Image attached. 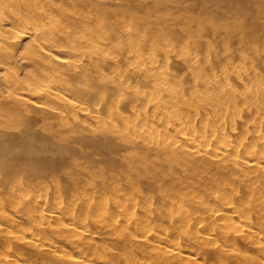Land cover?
Segmentation results:
<instances>
[{"label": "bare ground", "instance_id": "obj_1", "mask_svg": "<svg viewBox=\"0 0 264 264\" xmlns=\"http://www.w3.org/2000/svg\"><path fill=\"white\" fill-rule=\"evenodd\" d=\"M88 1L0 0V264H264V21Z\"/></svg>", "mask_w": 264, "mask_h": 264}, {"label": "rangeland", "instance_id": "obj_2", "mask_svg": "<svg viewBox=\"0 0 264 264\" xmlns=\"http://www.w3.org/2000/svg\"><path fill=\"white\" fill-rule=\"evenodd\" d=\"M64 1L66 2L65 7H64L65 10L60 14V16H61L60 18H61V20L63 22L67 21L68 18L71 19V17L74 15V11H75V13H76L77 10H78V12H81V10L84 11L85 9H86L85 12L87 11V9L89 10L88 13L92 11L91 10V5H90V1H88V0H72L73 2H71L69 0H64ZM98 1L106 2L107 5L109 7H112L113 9L116 8L117 5H119V3L124 4L128 8L133 9V11L139 12V14L141 16H143V17H146V16L151 17L152 20L160 22L161 26H163V25L167 26V28L170 29V31H171L170 34H171V37H173V38L175 37V35H177L178 37L182 38V36L185 35V34H190V35L192 34L193 38L190 37L191 41L199 39L200 35H203V36L204 35L205 36L210 35L211 37L208 36L209 38H212L214 35L215 36H220L221 33L224 35L225 31H227V30H225L226 24H228V23L231 24L232 23V25L235 26V25H237L235 23L236 20L238 22H241L244 18H246V19L250 18L249 20H251V21H253V22H255V23L259 24V25H262V23L264 21V14L260 13V12H258L256 10V7L262 5L264 0H257V3H255V5L253 4L254 6L250 5V6L246 7L247 9L244 8V7H241V6H239V7H231V6L225 5L226 6L225 7L221 3L216 2L214 0H210L208 2H204L205 0H203V1L202 0H198V1L197 0H195V1L191 0V3H190V0H189V2H188V0H175V1L174 0H156V1L155 0H130V1H128V0H116V1L115 0H98ZM147 1H149V3ZM211 1H212V3H211ZM170 2H172V3H170ZM193 3H194V5H193ZM196 3H198V4H196ZM67 4H68V8H66ZM189 4H191V5H189ZM197 5H198V7H197ZM207 5L210 6V7H207ZM88 6H89V8H87ZM193 6L196 7V8L194 9ZM190 7H192V8H190ZM79 8H81V9H79ZM206 8H207V10H206ZM210 9H211V11H210ZM67 10H69V11H67ZM157 10H159V11L157 12ZM175 10L176 11L178 10V11L176 12ZM70 12L73 13V14H71ZM212 12H214V13H212ZM245 12H247V13H245ZM249 12H251V13H249ZM184 13H186V14H184ZM85 14H87V12ZM252 14L255 17H253ZM218 15H219V17H218ZM79 18H81V17H79ZM217 18H222V19H218L217 20ZM171 19H172V21H171ZM211 20H213V21H211ZM222 21H225V22H222ZM212 22H213L214 25L212 24ZM201 23H203V24H201ZM177 24L180 27H178ZM202 26H205V27H204V29H202V31H200ZM221 26H222V28H221ZM196 27L198 28V30H197ZM191 28H192V32L190 33ZM205 28H207V30ZM194 29H195L196 32L194 31V33H193ZM221 30L224 31V32H222ZM228 30L231 32V34L233 36H235L234 37L235 46H238L236 44H238V39L243 34V32L249 33V31H250V30H248L246 28L244 29V27H242V26L241 27L240 26H235L234 28L233 27L232 28L229 27ZM158 38H161L160 34H158ZM236 39H237V41H236ZM27 41H28V39H24V42H27ZM233 43H234V41H233ZM15 127H16V129H11L8 132H10L11 134L17 136L19 134L18 131H23V128L21 126H18V125H15ZM37 131L39 133L41 132L39 127H37ZM48 157H50V154H48ZM59 177H60L61 183L64 186H65V184H66V186H68L70 184L71 181H70L69 177L67 175H65L64 173L60 172L59 173ZM19 228H17V227L15 228L16 229L15 232L17 231L18 233L16 232L14 237L21 236V233H20L21 227H19ZM29 236H31V235L27 233L28 239H30Z\"/></svg>", "mask_w": 264, "mask_h": 264}]
</instances>
